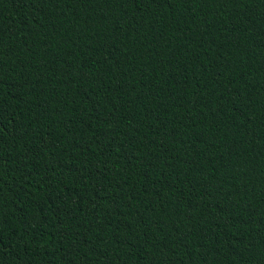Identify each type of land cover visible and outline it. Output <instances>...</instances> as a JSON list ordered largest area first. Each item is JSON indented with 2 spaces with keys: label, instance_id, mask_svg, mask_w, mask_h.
I'll list each match as a JSON object with an SVG mask.
<instances>
[{
  "label": "trees",
  "instance_id": "trees-1",
  "mask_svg": "<svg viewBox=\"0 0 264 264\" xmlns=\"http://www.w3.org/2000/svg\"><path fill=\"white\" fill-rule=\"evenodd\" d=\"M0 264H264V0H0Z\"/></svg>",
  "mask_w": 264,
  "mask_h": 264
}]
</instances>
